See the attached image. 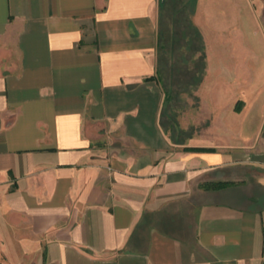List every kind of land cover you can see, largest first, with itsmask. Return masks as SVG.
<instances>
[{
    "label": "crops",
    "instance_id": "obj_1",
    "mask_svg": "<svg viewBox=\"0 0 264 264\" xmlns=\"http://www.w3.org/2000/svg\"><path fill=\"white\" fill-rule=\"evenodd\" d=\"M159 1L0 0V264H264V79L210 41L235 0H197L190 84Z\"/></svg>",
    "mask_w": 264,
    "mask_h": 264
},
{
    "label": "rangeland",
    "instance_id": "obj_2",
    "mask_svg": "<svg viewBox=\"0 0 264 264\" xmlns=\"http://www.w3.org/2000/svg\"><path fill=\"white\" fill-rule=\"evenodd\" d=\"M262 1L264 2V0ZM160 2L158 4V19H160L159 26L161 29L160 42L163 49H165L161 58L165 60L167 53L171 52L174 54L171 58L172 60L174 59L173 62H176V64H172L171 66L168 62H165L166 60L164 61L163 68L166 73V81L174 83L185 81L190 84L193 80H190L188 75L191 76L190 74H194L192 72H195L194 68L196 67L193 64L195 57L193 54L196 49L199 50L203 46V40L200 36L190 39L191 30L196 32L191 17L195 14L197 0H163V5ZM232 9L233 11L229 13V24L225 25L226 30H224L226 32L225 35L229 36L230 39L222 36L218 39V43H216L217 40L214 43L213 40H210L211 47L215 48V54L217 56L221 54L220 48H224V59L226 60V57L227 59H231L230 63H237V61H232V58L236 59V57L232 56L234 54L233 48L250 47L252 80L255 83L251 89L252 94H255L258 89V82L264 79V25L261 18L262 8L258 0H250V2L247 0H235ZM181 15H184V17ZM209 37L210 31H208ZM240 52L238 51V53ZM226 53L231 56L229 55L228 58ZM199 62H201V59ZM198 65L200 67L202 66L200 63ZM192 78L194 77L192 76ZM188 89L189 87H185L181 93L182 88H171L170 93L175 96L181 95V98H185L188 96L185 94V91ZM190 99V103L179 99L172 102L171 106L174 107V110L178 111V108L180 109L184 105L185 107L188 105L190 108L191 104V108L193 109L195 102L192 98Z\"/></svg>",
    "mask_w": 264,
    "mask_h": 264
},
{
    "label": "trees",
    "instance_id": "obj_3",
    "mask_svg": "<svg viewBox=\"0 0 264 264\" xmlns=\"http://www.w3.org/2000/svg\"><path fill=\"white\" fill-rule=\"evenodd\" d=\"M160 1H161L160 4L163 5V2H162L163 0H160ZM181 16L184 17V15H181ZM197 36H198L197 32H193L191 30L190 39L196 38ZM232 185H234V183H229V182H215L214 183L213 182V183H205L202 185V187L205 190H221V189L227 188V187L232 186Z\"/></svg>",
    "mask_w": 264,
    "mask_h": 264
}]
</instances>
